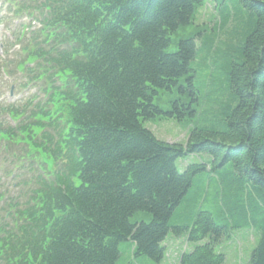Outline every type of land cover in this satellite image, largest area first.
<instances>
[{
    "label": "trees",
    "instance_id": "16d2710c",
    "mask_svg": "<svg viewBox=\"0 0 264 264\" xmlns=\"http://www.w3.org/2000/svg\"><path fill=\"white\" fill-rule=\"evenodd\" d=\"M5 1L39 16L17 68L46 99L0 106V264H118L124 243L125 264H224L242 229L264 264V0ZM159 116L187 142L156 138Z\"/></svg>",
    "mask_w": 264,
    "mask_h": 264
},
{
    "label": "rangeland",
    "instance_id": "374dc122",
    "mask_svg": "<svg viewBox=\"0 0 264 264\" xmlns=\"http://www.w3.org/2000/svg\"><path fill=\"white\" fill-rule=\"evenodd\" d=\"M6 5L7 3L0 0V69L2 66L5 65L7 67L8 64H10V67L7 68L6 71H10L13 75H5L4 72H1L0 70V105H13L19 107L20 105L26 104L28 100H35L36 102L44 101L45 97L42 91L44 88V85L42 84L43 82H37L33 85L28 84V86H26L28 82L27 75L19 73L15 68L17 62H20L25 57V53L22 52L21 48L27 41L21 40L23 44H18L20 48L17 49L15 47L17 44L14 43V36L18 37L25 18L29 20L30 17L35 18L38 15L35 13H32L31 15L25 13L21 17H16L9 14ZM206 8H208V10L202 8L198 11L195 20L196 24H203L204 22L206 24L210 22L213 10H211L209 6ZM210 24H213V22ZM195 29L199 28L192 25L188 29H181L174 36V44L171 47V51L176 49V45L180 39L194 35L193 31ZM6 50L8 51V54L6 53ZM6 60H10V63L5 62ZM197 82H199L200 87L203 89L204 82L200 75L197 78ZM169 99H171V95L161 94L160 98H156L155 104L159 105L166 111L169 109ZM8 120V117H2V121L6 122L5 124H7ZM144 125L156 136V138L163 142L181 144L187 142L190 129V124L187 120L180 122L165 116H159L155 119L144 122ZM197 159L196 156H190L187 160H180L178 162L180 171H184L188 164L195 163ZM150 219V214L138 213L132 218V221H145L148 223ZM229 237L230 238L225 239L218 248V251L225 255L226 260L224 264H248L251 252L255 246V241L257 240L255 238V233L249 229H242L232 231ZM164 244L168 246V253L170 254V257H173V260H176L187 246V251H191L193 248V245L187 243L186 235H183L180 238L169 236ZM120 249L123 255L118 264H125L131 258V247L129 244L124 243L120 246Z\"/></svg>",
    "mask_w": 264,
    "mask_h": 264
}]
</instances>
